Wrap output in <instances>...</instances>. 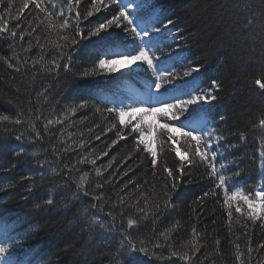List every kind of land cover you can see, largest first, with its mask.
Returning a JSON list of instances; mask_svg holds the SVG:
<instances>
[{
    "label": "trees",
    "instance_id": "obj_1",
    "mask_svg": "<svg viewBox=\"0 0 264 264\" xmlns=\"http://www.w3.org/2000/svg\"><path fill=\"white\" fill-rule=\"evenodd\" d=\"M23 2L0 3V17L8 29L0 34V57L20 69H10L0 59V116H9L8 121L0 120V240L16 247L18 264H132L121 232L129 218L141 215L138 207L149 214L155 211L154 202L163 195L166 182L170 189L172 180L162 171L164 166L184 171L175 172L178 190L172 193L169 213L155 225L149 215L129 230L150 253L137 254L140 264H185L173 253L188 251L193 244L199 247L196 264H264V248L258 247L264 244V221L254 224L239 198L224 203L232 191L253 198L264 183V129L258 125L264 116V90L255 83L264 82V0H149L141 5L145 26L160 29L153 33L158 41L154 65L163 61L161 67L181 76L198 68L186 79L199 85L197 92L215 97L199 106L207 109L206 131L214 145L219 140L224 153L218 165L221 159L235 161L223 170L224 188L215 187L218 177L210 176L198 158L182 165L174 152L161 154L159 139L154 141V174L142 145L137 146L132 136L117 138L118 116L107 108L120 101H147L157 79L153 69L143 71L146 65L121 74L96 67L105 43L101 37L115 39L118 34L127 42L114 45V53L138 51L141 46L140 37L120 29L110 30L112 36L101 32L89 37L119 10L117 5L81 19L83 35L75 36L78 44L69 47L76 11L83 17L90 0L78 6L73 0L70 13L68 0H44L50 15L30 5L16 20ZM69 15L70 29H60ZM250 17L256 21L251 28L246 23ZM30 22L36 31L21 39L22 30L31 31ZM13 30L18 32L14 40L9 35ZM61 50L73 53L70 71L62 66L54 70L53 60ZM159 79L161 98L167 99L163 89L172 85L167 76ZM81 102L84 107H78ZM16 119L21 123H14ZM177 141L176 146L187 148L183 137ZM85 158L89 163L79 162ZM234 171L240 175L233 180ZM156 240L164 247L154 248Z\"/></svg>",
    "mask_w": 264,
    "mask_h": 264
},
{
    "label": "snow or ice",
    "instance_id": "obj_2",
    "mask_svg": "<svg viewBox=\"0 0 264 264\" xmlns=\"http://www.w3.org/2000/svg\"><path fill=\"white\" fill-rule=\"evenodd\" d=\"M0 3H3V0H0ZM81 0H75V4L80 5ZM149 0H90L88 5V10L86 14L81 17V13L76 11V31L71 38V46L78 44V41L75 39V36H82L80 31L81 19L88 20L94 14L99 13L102 8H108L110 5H117L119 10L114 12L110 18H106V21L99 23L94 30L89 32V37L97 36L101 32H108L109 36H112V29H120L125 33H131L133 36L140 37L141 46L138 51H129L123 53H114L110 49L116 44H126L127 42L123 40L118 34L115 39H108L106 37H101L102 41H105L101 45V51L98 54V63L96 67L100 70L107 69L109 72L117 71L116 65L123 64L126 66L137 65L143 69V66L146 65L147 68L143 69L147 73L148 69H153L157 74V79L153 82L155 85V92L149 95L147 101H133L130 105H125L124 101H120L118 104H114L111 107L107 108L109 113H115L119 119L120 128L117 129L116 135L118 139H127L128 136H132L135 140L137 146L142 145L143 150L150 155V163L153 169L154 174L158 168V158L157 152L153 148V142L156 139H159V146L161 154L163 152H174L175 156L179 158L180 163H195L198 158L199 161L204 164L209 169V175L213 178H217L219 182L215 185L216 188H224L227 185L225 180L224 169L228 164L235 163V161L225 162L223 159L220 160L219 165L217 163L218 157H223L224 153L221 151V146L219 140L214 145L212 142V134L206 131V127L209 124V120L205 117L207 116V109L200 105V102L203 101L205 104L208 103L209 99H215L211 93H202L197 92L199 85L195 84L194 80L189 81L186 79L191 75V72H198V68H192L190 71L186 70L183 72L182 76L176 72H169L166 67H161L165 62L157 61L154 65V57L156 55L153 52V49L156 48L158 41L154 40L153 33L160 32L159 28H156L155 25L145 26L141 16V5L148 4ZM30 5H34L35 9L39 10V13H44L45 15H50L48 8L44 4V0H24L22 5L16 12L15 19L21 20V13H24L25 9H28ZM73 0H68L69 13L72 11ZM12 4L8 5V8L5 10L6 13L10 14ZM61 16H64L63 10L60 12ZM0 22L4 23V27H0V34L8 33L7 22L3 20V17H0ZM23 22V21H21ZM72 23V18L69 15L64 19L63 23L59 25L60 29L69 30L70 24ZM171 24L172 21L167 22ZM247 26L251 28L255 23V19L250 17L247 20ZM20 25H17L19 28ZM31 31L22 30L19 35L23 39L24 34L31 35L32 32L36 31V28L31 27V22L29 24ZM10 37L16 38L18 32L13 30L10 32ZM67 39V37H63ZM150 53L152 55L150 56ZM103 56L104 58H99ZM74 58L72 51L65 53L63 50L60 51L59 57L54 58V70L59 71L62 66L63 69L67 72L70 71L71 65L70 61ZM4 63L10 69H15L20 71L19 67L13 65L8 59H4ZM60 60H64L63 65L59 63ZM137 62H140L139 64ZM88 75L87 72L84 74ZM160 76H167L169 79L167 83L171 84L170 88H164L163 94H167V99H162L161 92V81ZM177 79H183V83L176 84ZM256 85L262 90H264V82L257 79L255 81ZM213 87H217L216 82L213 81ZM191 88L189 91L188 89ZM196 93V94H193ZM192 105H198V107H192ZM85 102H81L78 107H84ZM139 113V117L135 124L131 120L126 124L125 117H136ZM163 118V122H161ZM222 120L223 117L221 116ZM0 120L8 121L9 116L3 115L0 116ZM59 123V120L56 121ZM171 122V123H170ZM16 124H20L21 120L16 119L14 121ZM53 121L49 120L48 124H52ZM259 128L264 129V116L259 119L258 122ZM130 127V131H125ZM111 131V128L109 129ZM179 132L181 137H183L187 148L182 149L179 146H176L178 141L174 133ZM207 137V139H206ZM222 138V134H221ZM20 139V137H17ZM117 140H113L112 144L115 145ZM81 147H83V142H81ZM111 147V146H110ZM231 147V146H230ZM22 151V150H21ZM107 154V153H105ZM80 163H89L85 158L79 161ZM91 163L95 164V160H92ZM163 172L167 173V176L172 180L170 189L167 186V182L164 185L163 195L154 202L155 211L149 214L145 211L144 208H137V211L141 213L138 218H129L127 220V228L121 232V235L124 240L127 241V255L131 258L132 264H140V261L137 260V254L143 257H149L150 253L148 248L145 246L144 241L135 242L133 236L134 234L130 232V229L138 228L141 220H147L149 215H151V220L153 225L164 215L169 213V210L174 207V201L172 200V193L178 190V184L176 183L177 177L175 175L176 171L181 173L184 171L183 167L179 169H173L168 166H164L162 169ZM97 175H100L99 168L96 169ZM127 174V173H125ZM238 171H234L231 174L232 179L239 176ZM232 191L231 188L228 189ZM209 193H205L207 196ZM87 195V193H85ZM240 199L244 204L247 205V216L255 224L259 219L264 221V183L261 184L260 188L255 191L254 197L250 198L249 195H239L237 192L232 191L230 197H226L224 200L225 204L230 203L232 200ZM47 203L51 204L52 201L48 200ZM123 203V199H121ZM235 211L237 213L241 212L239 206L236 207ZM193 232H196L195 227H193ZM163 235V233H162ZM9 240L12 239L11 236L8 237ZM154 248H162L163 244L159 240L153 244ZM259 248H264V244L258 246ZM16 252V247H9L4 240H0V264H18V259H14V254ZM199 252V247L196 244H193L191 249L183 253L174 252L173 255H176L180 260L184 261L185 264H196V259L194 257ZM251 253V249H250ZM237 260H240V256L237 255Z\"/></svg>",
    "mask_w": 264,
    "mask_h": 264
},
{
    "label": "rangeland",
    "instance_id": "obj_3",
    "mask_svg": "<svg viewBox=\"0 0 264 264\" xmlns=\"http://www.w3.org/2000/svg\"><path fill=\"white\" fill-rule=\"evenodd\" d=\"M138 63V62H137ZM136 65H132V66H126V65H123V64H118L116 65V68H117V71H115L114 73L115 74H121V73H128L130 72L132 69L136 70ZM131 73V72H130ZM135 101V100H133ZM132 101V102H133ZM132 102H125V105H130ZM139 117V113H137L136 117H129V116H126L125 117V122L126 124L128 123L129 120L132 121L133 124L136 123L137 119ZM119 120V119H118ZM161 122H163V118H161ZM171 123V122H170ZM175 136L179 137L181 136V134L179 132L177 133H174ZM153 148H154V142H153ZM246 205V204H245ZM247 206V205H246Z\"/></svg>",
    "mask_w": 264,
    "mask_h": 264
}]
</instances>
